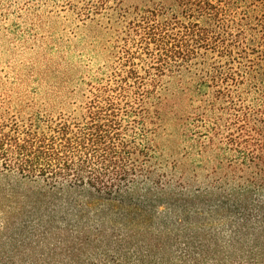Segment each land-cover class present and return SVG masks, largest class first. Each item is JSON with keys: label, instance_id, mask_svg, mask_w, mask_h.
<instances>
[{"label": "trees", "instance_id": "trees-1", "mask_svg": "<svg viewBox=\"0 0 264 264\" xmlns=\"http://www.w3.org/2000/svg\"><path fill=\"white\" fill-rule=\"evenodd\" d=\"M108 1L69 6L119 42L87 104L0 115V264H264V0ZM159 77L196 97L200 184L146 144Z\"/></svg>", "mask_w": 264, "mask_h": 264}, {"label": "rangeland", "instance_id": "rangeland-1", "mask_svg": "<svg viewBox=\"0 0 264 264\" xmlns=\"http://www.w3.org/2000/svg\"><path fill=\"white\" fill-rule=\"evenodd\" d=\"M75 2L0 0L3 117L69 115L90 100L87 84L107 80L115 63L117 34L108 29L101 14L76 16L69 8ZM143 2L146 0H123V7L131 9ZM108 4H112L111 0ZM157 82L162 89H149L152 94L146 104L150 114L156 110L160 114L157 133L146 142L153 149V162L161 163L163 170L174 178L183 171L187 176L194 173L200 184L207 172L203 171L205 161L198 156L193 137L184 133L182 123L186 116L193 115L197 102H189L190 97L180 91L182 85L177 79L159 77ZM190 100L196 97L193 95ZM164 209L165 204H160L155 210L161 214L156 216L154 226L161 223Z\"/></svg>", "mask_w": 264, "mask_h": 264}]
</instances>
